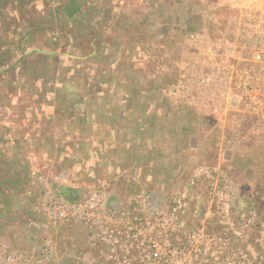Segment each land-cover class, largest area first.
I'll return each instance as SVG.
<instances>
[{"label": "rangeland", "instance_id": "rangeland-1", "mask_svg": "<svg viewBox=\"0 0 264 264\" xmlns=\"http://www.w3.org/2000/svg\"><path fill=\"white\" fill-rule=\"evenodd\" d=\"M98 188L121 246L52 222ZM0 248L264 264V0H0Z\"/></svg>", "mask_w": 264, "mask_h": 264}, {"label": "built area", "instance_id": "built-area-1", "mask_svg": "<svg viewBox=\"0 0 264 264\" xmlns=\"http://www.w3.org/2000/svg\"><path fill=\"white\" fill-rule=\"evenodd\" d=\"M53 204L55 205V207H57V210L54 213L55 216L52 219V222L55 226L61 228V226L64 224L63 222L65 221V219H67L66 217H63L65 216L64 214L61 215V209L64 212H68V210H70V212L72 213L71 218H73V224H75L74 222H76L78 224H82L86 227L93 228L95 230L104 227L107 237L109 239L103 235L104 237H101L99 240L102 241L103 244L108 241L119 245V242L121 241V233L120 230H118L117 226H115L114 224L112 225V223L108 221L112 218V215L111 209L107 202V193L104 188H98L90 191L88 198H86L83 203H77L76 205H73L69 208L64 202H61L60 200H56V202H54ZM120 217H123V214L120 213ZM153 223L157 225L159 229L164 228V225L162 224V219H159L158 216L153 217V221L150 220L146 224L154 226ZM95 230H92V233ZM164 237H167L169 239L170 235L166 232L164 233ZM91 242L93 243V241ZM56 253L57 252L55 250V246L53 244L51 245V243H47L46 252L43 255L44 262H48L52 257H54ZM16 255L17 253H10L4 256L0 248V260L5 259V257L15 260Z\"/></svg>", "mask_w": 264, "mask_h": 264}, {"label": "trees", "instance_id": "trees-1", "mask_svg": "<svg viewBox=\"0 0 264 264\" xmlns=\"http://www.w3.org/2000/svg\"><path fill=\"white\" fill-rule=\"evenodd\" d=\"M90 55H91V54H90ZM90 55H89V56H90ZM83 59H86V58H83ZM56 76L58 77L59 75L56 73L55 75H53V78H55ZM57 77H56V78H57ZM42 90H44V89H42Z\"/></svg>", "mask_w": 264, "mask_h": 264}]
</instances>
